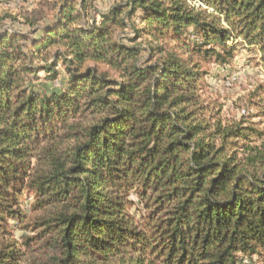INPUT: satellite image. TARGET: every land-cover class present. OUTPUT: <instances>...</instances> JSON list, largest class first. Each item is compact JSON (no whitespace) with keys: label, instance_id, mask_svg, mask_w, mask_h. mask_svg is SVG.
I'll use <instances>...</instances> for the list:
<instances>
[{"label":"trees","instance_id":"1","mask_svg":"<svg viewBox=\"0 0 264 264\" xmlns=\"http://www.w3.org/2000/svg\"><path fill=\"white\" fill-rule=\"evenodd\" d=\"M90 1L37 40L0 18V264H264V129L221 119L200 62L245 44L264 68V0H119L85 27Z\"/></svg>","mask_w":264,"mask_h":264},{"label":"rangeland","instance_id":"2","mask_svg":"<svg viewBox=\"0 0 264 264\" xmlns=\"http://www.w3.org/2000/svg\"><path fill=\"white\" fill-rule=\"evenodd\" d=\"M118 2L119 0H91L82 25L86 27L92 23L95 16L93 10L105 13ZM68 3L78 6L80 0H0V18L7 16L3 21V28L22 33L30 40H37L43 35L44 29L54 26L60 11ZM96 20L99 21L100 16H97ZM44 57L46 56L43 55ZM200 62L206 73L203 100L211 108L221 110V119L225 122L245 120L255 124L258 130L264 129V68L260 65V54L244 44L239 45L234 59L228 65H216L211 60ZM33 64L43 66L45 63L36 60ZM57 70L60 73L57 82L46 81L44 73H40L41 80L37 81L35 86L48 92L59 90L62 80L68 78V75L61 65ZM32 202L33 195L25 192L21 199L22 210L29 213ZM31 220L22 227L14 221L9 222L8 230L11 235L6 237L8 242H17L19 247H22L24 239L34 235L31 230L23 229L25 226L30 227ZM34 248L37 250L32 255L37 259L31 258V261L43 259L41 248ZM23 249L25 250V247ZM247 262L257 263L256 260L249 259Z\"/></svg>","mask_w":264,"mask_h":264},{"label":"built area","instance_id":"3","mask_svg":"<svg viewBox=\"0 0 264 264\" xmlns=\"http://www.w3.org/2000/svg\"><path fill=\"white\" fill-rule=\"evenodd\" d=\"M194 5L199 6L201 3L195 2Z\"/></svg>","mask_w":264,"mask_h":264}]
</instances>
